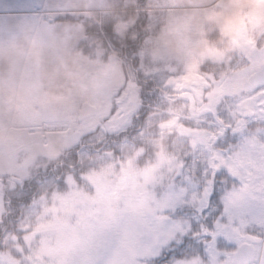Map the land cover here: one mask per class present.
Segmentation results:
<instances>
[{
    "label": "snow or ice",
    "instance_id": "obj_1",
    "mask_svg": "<svg viewBox=\"0 0 264 264\" xmlns=\"http://www.w3.org/2000/svg\"><path fill=\"white\" fill-rule=\"evenodd\" d=\"M235 2L0 0V264H264V0L236 36Z\"/></svg>",
    "mask_w": 264,
    "mask_h": 264
},
{
    "label": "rangeland",
    "instance_id": "obj_2",
    "mask_svg": "<svg viewBox=\"0 0 264 264\" xmlns=\"http://www.w3.org/2000/svg\"><path fill=\"white\" fill-rule=\"evenodd\" d=\"M246 7L243 0H236L235 3L229 4L228 11L225 13L224 20L226 21V31L236 36L244 30V15L242 11ZM254 17V15H252ZM233 18H236L233 20ZM211 51V50H210ZM214 54V53H213ZM26 225H36L37 230H40L39 219H29L28 217H20ZM34 233L30 231L29 235L24 238L18 245H14L17 252H21V246H25L27 249L31 245V255L34 256L37 251H48L52 245H50L47 236H42L39 241L33 239ZM54 244V242H53ZM39 245V247H37ZM30 256L24 255L21 252V260L28 261ZM21 260H17L12 256H9V264H21Z\"/></svg>",
    "mask_w": 264,
    "mask_h": 264
},
{
    "label": "clouds",
    "instance_id": "obj_3",
    "mask_svg": "<svg viewBox=\"0 0 264 264\" xmlns=\"http://www.w3.org/2000/svg\"><path fill=\"white\" fill-rule=\"evenodd\" d=\"M113 6L117 9L119 15L127 17L128 19H132L135 15V12L130 15L128 13V8L135 7L136 0H111ZM178 3H185L186 0H177ZM177 15H180V13H177ZM164 23L163 27H167V17L161 18ZM148 43L146 44V49H150L151 47L156 46L157 44L161 43H167L169 47L174 45V40L170 37L164 34L163 32H156L149 37H147Z\"/></svg>",
    "mask_w": 264,
    "mask_h": 264
},
{
    "label": "flooded vegetation",
    "instance_id": "obj_4",
    "mask_svg": "<svg viewBox=\"0 0 264 264\" xmlns=\"http://www.w3.org/2000/svg\"><path fill=\"white\" fill-rule=\"evenodd\" d=\"M245 9V8H244ZM257 22L256 17H252V14L244 15V26L245 23L248 24L249 27L253 26Z\"/></svg>",
    "mask_w": 264,
    "mask_h": 264
},
{
    "label": "trees",
    "instance_id": "obj_5",
    "mask_svg": "<svg viewBox=\"0 0 264 264\" xmlns=\"http://www.w3.org/2000/svg\"><path fill=\"white\" fill-rule=\"evenodd\" d=\"M17 215L19 216V210H17Z\"/></svg>",
    "mask_w": 264,
    "mask_h": 264
}]
</instances>
